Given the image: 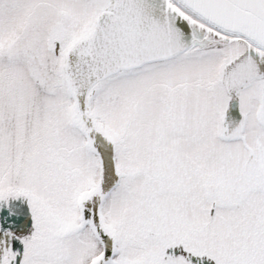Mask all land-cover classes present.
I'll return each instance as SVG.
<instances>
[{"label":"snow or ice","instance_id":"snow-or-ice-1","mask_svg":"<svg viewBox=\"0 0 264 264\" xmlns=\"http://www.w3.org/2000/svg\"><path fill=\"white\" fill-rule=\"evenodd\" d=\"M0 264H264V0H0Z\"/></svg>","mask_w":264,"mask_h":264}]
</instances>
